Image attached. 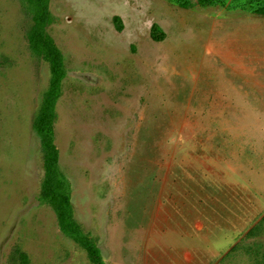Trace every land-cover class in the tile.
<instances>
[{
	"label": "rangeland",
	"instance_id": "obj_1",
	"mask_svg": "<svg viewBox=\"0 0 264 264\" xmlns=\"http://www.w3.org/2000/svg\"><path fill=\"white\" fill-rule=\"evenodd\" d=\"M47 3L59 166L104 261L264 264V0ZM25 4L0 0V264H91L38 200L50 71Z\"/></svg>",
	"mask_w": 264,
	"mask_h": 264
},
{
	"label": "trees",
	"instance_id": "obj_2",
	"mask_svg": "<svg viewBox=\"0 0 264 264\" xmlns=\"http://www.w3.org/2000/svg\"><path fill=\"white\" fill-rule=\"evenodd\" d=\"M210 0H201L206 2ZM25 12L31 14L32 24L26 31L28 45L33 54L43 57L49 64L50 78L40 106L32 119V130L40 141L43 156V180L38 200L54 211L60 231L77 243L91 264H107L97 244L86 234L72 217L71 184L59 166V152L54 143V124L57 119L56 103L61 95V84L67 75L63 55L46 32L53 17L47 0H25ZM114 17V21H118ZM117 30L122 26L117 24ZM153 39L159 37L152 32ZM25 259V256H23Z\"/></svg>",
	"mask_w": 264,
	"mask_h": 264
}]
</instances>
